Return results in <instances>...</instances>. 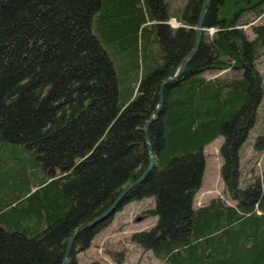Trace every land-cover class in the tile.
<instances>
[{
    "label": "trees",
    "instance_id": "16d2710c",
    "mask_svg": "<svg viewBox=\"0 0 264 264\" xmlns=\"http://www.w3.org/2000/svg\"><path fill=\"white\" fill-rule=\"evenodd\" d=\"M203 1L172 13L169 0H0V264H62L72 233L149 166L148 122L151 170L77 234L68 264L148 198L157 220L133 239L163 262L264 264V176L241 184L264 101V24L253 22L264 0L208 1L200 45L158 110L162 83L195 46ZM213 69L240 75H204ZM219 136L235 202L195 206L205 147Z\"/></svg>",
    "mask_w": 264,
    "mask_h": 264
},
{
    "label": "rangeland",
    "instance_id": "374dc122",
    "mask_svg": "<svg viewBox=\"0 0 264 264\" xmlns=\"http://www.w3.org/2000/svg\"><path fill=\"white\" fill-rule=\"evenodd\" d=\"M169 2L172 13H177L186 0H169ZM173 19L179 22L174 17L170 21L172 22ZM253 22L264 24V13ZM245 29L250 36L253 35L250 24L246 25ZM211 31H214V28ZM258 69L264 78V52L258 63ZM204 75L208 78L216 76L232 78L239 76L240 72L233 69H213L206 71ZM260 134H264V101L258 111L256 126L251 130L249 141L242 151L241 184L243 186L254 180L257 175L264 176V145L257 141ZM222 140L223 137L219 136L205 147L206 168L203 184L195 196V206L209 203L217 196L224 198L228 203L235 202L227 191L221 176L223 158L219 149ZM260 145L262 148H259ZM153 205V198L125 205L116 212L111 223L95 236L90 247L78 251L77 264H167L157 258L151 249H145L133 239L136 232L154 226L157 217L145 213V210Z\"/></svg>",
    "mask_w": 264,
    "mask_h": 264
},
{
    "label": "water",
    "instance_id": "95a60500",
    "mask_svg": "<svg viewBox=\"0 0 264 264\" xmlns=\"http://www.w3.org/2000/svg\"><path fill=\"white\" fill-rule=\"evenodd\" d=\"M208 1L209 0H204L203 1V4H202V9H201V14H200V18H199V21H198V24L196 26V43H195V46L193 47V49L183 58V60L181 61V65H180V68L178 69V71L176 72V74L168 79H166L163 83H162V86H161V93H160V96H161V100H160V103L158 105V110L159 108L161 107V103H162V92H163V86L175 79H177L184 71L186 65H187V61L189 60V58L197 51L199 45H200V42H201V39H202V34H203V31L205 30V27H204V18H205V13H206V7H207V4H208ZM173 24V23H172ZM174 25V24H173ZM180 24L179 23H176V25L174 26H179ZM156 117V114L151 118V119H154ZM148 125H149V122L146 124V144H147V147L149 149V152H150V163H149V166L147 167V169L144 171V173L142 174V176L134 181L133 183L129 184L127 187H125L123 189V191L120 193V195L118 196V198L116 199V201L113 203V205L102 215H100L99 217H96L95 219L89 221L88 223L84 224L78 231H74L71 235V237L68 239L67 241V245H66V250H65V254H64V259H63V262L62 264H68L69 262V256H70V252H71V249H72V246H73V242H74V239L75 237L77 236V234L84 230L85 228L93 225L94 223H96L97 221H99L100 219H102L104 216H106L110 211H112L116 206L117 204L119 203V201L134 187L136 186L138 183L141 182V180L149 173V171L151 170L152 168V165H153V154H152V148H151V143H150V139H149V136H148Z\"/></svg>",
    "mask_w": 264,
    "mask_h": 264
},
{
    "label": "bare ground",
    "instance_id": "6f19581e",
    "mask_svg": "<svg viewBox=\"0 0 264 264\" xmlns=\"http://www.w3.org/2000/svg\"><path fill=\"white\" fill-rule=\"evenodd\" d=\"M172 23H173L174 25H176L177 20L173 19V20H172Z\"/></svg>",
    "mask_w": 264,
    "mask_h": 264
}]
</instances>
